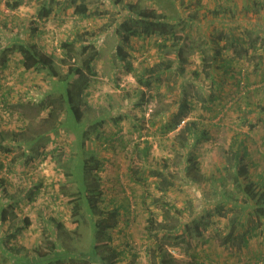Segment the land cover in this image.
Returning <instances> with one entry per match:
<instances>
[{"label": "rangeland", "instance_id": "obj_1", "mask_svg": "<svg viewBox=\"0 0 264 264\" xmlns=\"http://www.w3.org/2000/svg\"><path fill=\"white\" fill-rule=\"evenodd\" d=\"M0 180V264H264V0H0Z\"/></svg>", "mask_w": 264, "mask_h": 264}, {"label": "trees", "instance_id": "obj_2", "mask_svg": "<svg viewBox=\"0 0 264 264\" xmlns=\"http://www.w3.org/2000/svg\"><path fill=\"white\" fill-rule=\"evenodd\" d=\"M83 5H79L76 7V11L78 12H83L84 7ZM50 14L49 9H47L46 6H43L41 11L38 13L39 17L41 19L46 18ZM120 38L124 42H127L130 37H140V36H149V35H158L159 37H162L164 39L170 37V36H175L174 33V27L172 24L166 21L164 19V16L162 14H157L152 10H138L136 12V17H130L129 19H126L125 21L120 23ZM229 37H232L229 35ZM232 39V38H231ZM234 39V37H233ZM232 41V40H231ZM229 47H233L232 45H229ZM16 49L20 54V61L21 65L25 70H40L44 66L51 67L53 65V58L49 55L44 54L36 45L34 44H29V45H24V44H18L16 45ZM213 59L217 58L216 54H220V66H230L231 60L225 59V57L222 53L221 50L213 51ZM95 56V52L91 53L89 57H87L84 61L83 66L89 70L91 66V62L93 61ZM233 64V63H232ZM147 72V71H146ZM152 72V69L151 71ZM74 117L79 120L81 118V112L77 108H72ZM182 117V114L177 116L176 120L172 123H169L167 126L168 131L172 130L175 128V126L178 124L180 118ZM242 145L245 150V146L243 144L242 140ZM246 151L243 152L242 154V159L245 156ZM242 161L238 160V166H237V171H236V176L234 177V181L237 182V186L240 185V178L239 173L240 171L244 168V163L239 164ZM84 164H87V161L85 160ZM238 178V179H237ZM243 181V180H242ZM1 182V180H0ZM241 190L243 191L244 194L247 195L248 198L251 197L252 191H251V183H243L242 182V187ZM87 192H89V205L92 208H97L95 206V203L97 202V194L94 189H88ZM91 197H93L91 199ZM246 208L249 206V204L245 205ZM252 206H255L258 209V212L264 216V190L259 192L257 199L255 201H252ZM114 213V211H113ZM27 219H25V224H27ZM106 226V223H103L100 219L96 221V226ZM234 232V225H230V229L226 235L225 241L232 240ZM242 240V239H241ZM117 254H122V251H118ZM193 261L192 264H215L216 262L213 261L212 258H214V255L210 252L204 253V250H202L199 253H196V255L192 254ZM216 259V258H215ZM165 264H169L167 261L164 262Z\"/></svg>", "mask_w": 264, "mask_h": 264}, {"label": "crops", "instance_id": "obj_3", "mask_svg": "<svg viewBox=\"0 0 264 264\" xmlns=\"http://www.w3.org/2000/svg\"><path fill=\"white\" fill-rule=\"evenodd\" d=\"M18 5V4H17ZM14 12V11H13ZM13 12H12V14H13ZM3 220H5L4 218H3V216L0 214V223H1V221H3ZM1 234H2V232H0V236H1ZM1 239V238H0ZM0 246H2V244L0 243Z\"/></svg>", "mask_w": 264, "mask_h": 264}]
</instances>
